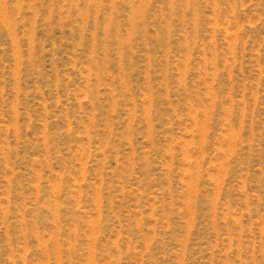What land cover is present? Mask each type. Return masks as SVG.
I'll return each mask as SVG.
<instances>
[{"label":"rangeland","instance_id":"rangeland-1","mask_svg":"<svg viewBox=\"0 0 264 264\" xmlns=\"http://www.w3.org/2000/svg\"><path fill=\"white\" fill-rule=\"evenodd\" d=\"M0 264H264V0H0Z\"/></svg>","mask_w":264,"mask_h":264}]
</instances>
